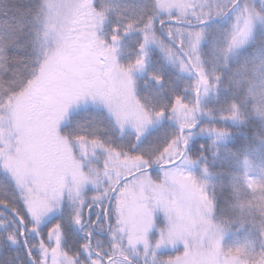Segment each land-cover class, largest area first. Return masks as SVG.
Returning <instances> with one entry per match:
<instances>
[{"label":"snow or ice","instance_id":"1","mask_svg":"<svg viewBox=\"0 0 264 264\" xmlns=\"http://www.w3.org/2000/svg\"><path fill=\"white\" fill-rule=\"evenodd\" d=\"M0 264H264V0H0Z\"/></svg>","mask_w":264,"mask_h":264}]
</instances>
